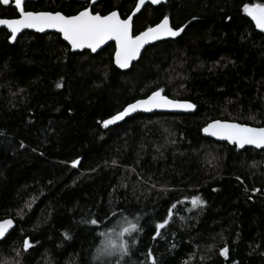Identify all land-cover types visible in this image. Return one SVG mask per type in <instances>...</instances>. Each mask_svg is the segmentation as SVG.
Returning a JSON list of instances; mask_svg holds the SVG:
<instances>
[{
    "label": "trees",
    "instance_id": "trees-1",
    "mask_svg": "<svg viewBox=\"0 0 264 264\" xmlns=\"http://www.w3.org/2000/svg\"><path fill=\"white\" fill-rule=\"evenodd\" d=\"M136 2L100 0L93 10L126 18ZM257 3L264 0L148 4L134 18L137 33L164 15L188 26L148 46L128 71L114 64L113 43L72 52L58 33L27 31L12 43L0 30V220L16 222L0 242V264H264V149L202 132L215 119L264 126V33L243 13ZM82 6L38 0L25 8L73 15ZM16 16L13 4H0L1 18ZM157 88L196 112L138 113L102 127ZM193 196L203 207L192 208ZM126 221L138 225L124 237L128 254L94 258L100 234Z\"/></svg>",
    "mask_w": 264,
    "mask_h": 264
},
{
    "label": "snow or ice",
    "instance_id": "snow-or-ice-1",
    "mask_svg": "<svg viewBox=\"0 0 264 264\" xmlns=\"http://www.w3.org/2000/svg\"><path fill=\"white\" fill-rule=\"evenodd\" d=\"M29 0H14V8L18 11V18L0 19V26H6L10 32V42H15L19 33L24 29H34L38 32H45L47 29H54L62 34L63 40L67 41L71 50H89L92 54H97L102 46L109 41L115 42L114 48V64L122 70L130 69L133 62L137 61L146 49L147 45L154 44L157 41L166 38L179 37L187 28V24L180 27H173L170 24L168 15H164L154 26H148L145 30L136 32L134 30L133 17L141 12L146 3L152 5H160L166 0H137L134 10L126 18H121L118 11H111L105 15L94 11V7L98 0H82V8L76 14L66 15L62 12L50 11H26L25 5ZM0 4L8 6L10 0H0ZM243 12L255 22V27L264 32V4H244ZM195 19V18H194ZM231 20V17L227 18ZM62 85L57 84L60 88ZM163 88H157L143 99H137L134 102L127 104L122 110L111 115L108 119L103 120L102 127L107 129L110 125H115L123 121L138 110L152 111L154 109H195V105L176 99L169 98L164 94ZM202 131L212 137L225 140L239 149H245L246 146H254L257 149H264V127L254 128L245 126L239 123L214 121L207 124ZM21 147H24L21 142ZM80 163V158L71 161L73 168ZM113 164L116 161L112 162ZM237 179H240L237 177ZM254 191H260L255 189ZM206 202L200 196H193L191 198L192 208L203 207ZM31 207V205H28ZM176 205H171L168 216H172V210ZM92 225H97L98 220L92 219ZM127 227L107 230L102 232L100 246L96 249V256L94 258H102L105 256H112L119 254L121 257L128 254V241L124 239L125 235L131 236L137 231L138 225L130 221H126ZM169 223V219L155 224V235H160V230L164 229ZM15 230L14 221L12 219H5L0 221V240L6 241L9 239ZM66 239L71 237L68 233H64ZM24 249L30 247V241L25 238L23 241ZM228 247L225 245L220 250V255L227 258ZM151 256V250H149ZM152 264H156L153 258Z\"/></svg>",
    "mask_w": 264,
    "mask_h": 264
},
{
    "label": "water",
    "instance_id": "water-1",
    "mask_svg": "<svg viewBox=\"0 0 264 264\" xmlns=\"http://www.w3.org/2000/svg\"><path fill=\"white\" fill-rule=\"evenodd\" d=\"M29 1H38V0H29ZM78 1H81L82 2V0H78ZM100 0H98V2H99ZM10 2H13V5H14V0H10ZM97 2V3H98ZM165 3V2H164ZM149 3H146V5L145 6H143L142 7V9H141V11L148 5ZM163 4V3H162ZM161 5V4H160ZM154 6H159V5H154ZM134 10V9H133ZM115 11H118V10H115ZM37 12H39V11H37ZM119 12V11H118ZM132 13V12H131ZM130 13V14H131ZM140 13V12H139ZM139 13H137L136 14V16L139 14ZM244 13V12H243ZM246 16H247V14L246 13H244ZM136 16H134L133 17V22H134V18L136 17ZM248 17V16H247ZM16 18H18V17H16ZM122 18V17H121ZM248 18H250V17H248ZM0 19H13V18H1L0 17ZM251 19V18H250ZM252 21V20H251ZM253 23H254V25H255V22L254 21H252ZM170 24H171V22H170ZM2 29H6L7 30V28H6V26H0V30H2ZM257 29V28H256ZM259 32H262V31H260L259 29H257ZM8 31V30H7ZM27 31H32V32H38V31H36V30H34V29H24V30H22V32L21 33H19L18 34V36H17V39L19 38V36L21 35V34H23L24 32H27ZM9 32V31H8ZM49 32H54V33H58L56 30H54V29H47V30H45V32H38V33H49ZM10 33V32H9ZM262 33H264V32H262ZM58 34H60V33H58ZM61 35V37H62V34H60ZM177 38V37H176ZM16 39V40H17ZM62 39H63V37H62ZM168 39H175V38H166V39H163V40H168ZM160 41H162V40H160ZM16 42V41H15ZM66 43H67V41H65ZM157 42H159V41H157ZM157 42H155L154 44H156ZM12 43H14V42H12ZM114 44L115 45V42L114 41H109L106 45H104V46H102V49H104L105 47H107L108 45H110V44ZM150 45H153V44H150ZM150 45H147L146 46V48L148 47V46H150ZM70 46V45H69ZM71 48V47H70ZM102 49H100V50H98V52H100ZM146 50V49H145ZM145 50H143L142 51V54L144 53V51ZM83 51H86V49L85 50H83ZM83 51H81V50H75V51H73L72 50V52H83ZM89 51V50H88ZM142 54H141V56H142ZM141 58V57H140ZM139 58V59H140ZM138 59V60H139ZM137 60V61H138ZM137 61H134L133 62V64L134 63H136ZM130 69H131V67H130ZM130 69H126V70H122V69H120V70H122V71H128V70H130ZM169 98H171V97H169ZM141 99H143V98H141ZM171 99H174V98H171ZM176 100H180V99H176ZM180 101H186V102H190V103H192V104H194L192 101H189V100H180ZM196 107H195V109H191V110H183V109H154V110H152V111H143V110H138V111H136L135 113H132L130 116H128V117H126L125 119H127V118H129V117H131V116H134V115H136V114H138V113H145V114H152V113H158V112H163V113H194V112H196V110H197V105L196 104H194ZM124 119V120H125ZM123 120V121H124ZM217 120H219V121H222V122H231V123H239V124H242V125H245V126H249V127H254V128H261V127H264V126H254V125H250V124H245V123H240V122H237V121H230V120H221V119H215V120H212V121H210L209 123H212V122H214V121H217ZM123 121H120V122H118L117 124H119V123H121V122H123ZM209 123H207V124H209ZM206 124V125H207ZM116 125V124H115ZM205 125V126H206ZM204 126V127H205ZM203 127V128H204ZM202 128V129H203ZM203 132V131H202ZM203 134L206 136V137H210V138H212V139H215V140H217V141H220V142H227V141H225V140H221V139H219V138H216V137H212V136H210V135H208V134H205L204 132H203ZM227 143H229V142H227ZM230 145H232L231 143H229ZM246 148H255L254 146H246ZM239 149V148H238ZM257 149V148H256ZM240 150H242V149H240ZM5 219H12L13 221H14V228L16 227V222H15V220L13 219V218H5ZM5 219H2V220H0V221H3V220H5ZM1 241H3V240H0V242Z\"/></svg>",
    "mask_w": 264,
    "mask_h": 264
},
{
    "label": "flooded vegetation",
    "instance_id": "flooded-vegetation-1",
    "mask_svg": "<svg viewBox=\"0 0 264 264\" xmlns=\"http://www.w3.org/2000/svg\"><path fill=\"white\" fill-rule=\"evenodd\" d=\"M29 2H31V1H29ZM11 4H13V2H10ZM14 6V5H13ZM26 6V5H25ZM25 10H26V8H25ZM26 11H32V10H26ZM16 17H18V16H16ZM16 17H14V18H16Z\"/></svg>",
    "mask_w": 264,
    "mask_h": 264
},
{
    "label": "clouds",
    "instance_id": "clouds-1",
    "mask_svg": "<svg viewBox=\"0 0 264 264\" xmlns=\"http://www.w3.org/2000/svg\"><path fill=\"white\" fill-rule=\"evenodd\" d=\"M119 255V254H118Z\"/></svg>",
    "mask_w": 264,
    "mask_h": 264
}]
</instances>
